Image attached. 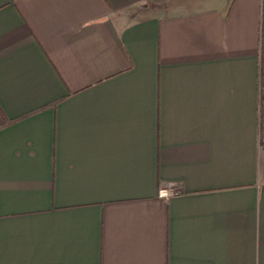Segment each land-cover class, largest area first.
Masks as SVG:
<instances>
[{"label":"crops","instance_id":"0c3cea01","mask_svg":"<svg viewBox=\"0 0 264 264\" xmlns=\"http://www.w3.org/2000/svg\"><path fill=\"white\" fill-rule=\"evenodd\" d=\"M0 264H264V0H0Z\"/></svg>","mask_w":264,"mask_h":264},{"label":"built area","instance_id":"2783aa9c","mask_svg":"<svg viewBox=\"0 0 264 264\" xmlns=\"http://www.w3.org/2000/svg\"><path fill=\"white\" fill-rule=\"evenodd\" d=\"M175 185H172L171 188L168 189H162L160 191V196L169 198L171 196L179 195L181 192L175 188Z\"/></svg>","mask_w":264,"mask_h":264}]
</instances>
